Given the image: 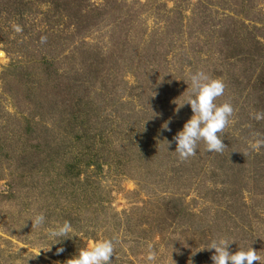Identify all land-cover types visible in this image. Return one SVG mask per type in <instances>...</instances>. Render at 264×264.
I'll return each mask as SVG.
<instances>
[{"label":"trees","instance_id":"trees-1","mask_svg":"<svg viewBox=\"0 0 264 264\" xmlns=\"http://www.w3.org/2000/svg\"><path fill=\"white\" fill-rule=\"evenodd\" d=\"M174 4L169 9L160 0H133L132 7L126 9V0H104L97 7L91 0H0V31L9 30L19 49L8 70L20 77H32L24 84L22 95L18 94L19 102L32 113L16 112L12 124L0 121V158L12 164L14 174L6 184L11 195H5L9 198L25 191L19 197L24 201L19 214L33 217L43 213L48 223L59 212L57 219L69 221L77 233L84 220L90 225L101 222L91 199V181L105 166L129 168L134 164L136 179L150 186L153 194L141 221L124 220L122 236L138 244L146 236L164 240L168 248L170 244L174 250L179 248L181 254L176 255L180 263L195 264L193 256L205 236L208 193H198L204 202L199 210L186 207L183 200L193 187L208 188L206 182L198 183L201 173L207 174L206 164H211L205 157L212 155L216 166L220 153L205 151L203 142H198L195 154L186 160H179L173 152L177 123L190 118L192 112L186 104L179 107L166 97L167 80L162 76L161 62L166 63L170 48L177 47L182 58L189 60L188 71L195 72L198 66L194 57L207 49L208 60H217L211 67L219 70L225 65L231 75L229 84L235 85L244 80L246 68L258 57L248 40H255L258 46L263 35L245 31L246 21L254 27L257 20L261 22L260 15L251 18L249 14L253 0H196L189 17L177 2ZM215 7L226 12L224 21L228 24L215 22ZM150 17L156 25L151 33L144 26ZM14 25L19 26V32ZM106 25L113 27L112 38L117 36L109 56L95 53L84 57L80 51L86 44L84 36ZM41 36L46 37L44 43ZM77 36L78 42H72ZM66 38L70 40L67 45ZM120 62L136 79L133 126L124 111L132 100L114 99L115 88L109 86ZM254 73L252 77L258 79ZM223 97L231 96L226 93ZM103 110L111 114V120L101 114ZM165 122L168 130L161 127ZM81 229L86 231L83 239H94V233L86 230L90 226ZM134 249L132 246V255L123 258L134 257Z\"/></svg>","mask_w":264,"mask_h":264},{"label":"rangeland","instance_id":"rangeland-1","mask_svg":"<svg viewBox=\"0 0 264 264\" xmlns=\"http://www.w3.org/2000/svg\"><path fill=\"white\" fill-rule=\"evenodd\" d=\"M126 1L128 5H125L124 8L132 7L133 0ZM145 1L140 0L141 3H145ZM103 2L104 0H91V4L96 7L101 6ZM160 2H164L169 9L174 8V3L177 2L179 7L184 9V15L189 17L192 5L196 0H160ZM225 13L221 7H215L213 9L215 22L228 24L224 21L228 18L225 17ZM249 14L251 18L252 16L258 18L260 15L261 22L257 20L254 27V23L246 21V33L253 32L258 36L263 35V38H258V42H260L258 46L255 40H248L249 47L254 45L253 51L255 54L257 53L258 57L256 61L253 60L249 64V67L246 68L245 65L244 80L241 79L235 85H230V71L225 65L222 69H213L214 66L211 67V65H215L217 60L215 58L208 60L207 49L202 52V56L194 57V65L198 66L197 71H203L212 78L220 79L224 84V92L216 99V103L228 102L233 108L230 122L223 129L222 143L226 147L216 159V162L220 163L215 166L213 156H206L205 158L210 160L211 164H206L207 174L201 173L198 179V183L206 182L204 185L208 188L193 187V191L188 194L189 197L183 200L186 207L199 210L204 202L199 200L201 198L198 193L201 194L200 196L208 193V197H205L207 199L204 198L207 201L204 206L209 209L203 228L205 236L201 238L198 251L193 256L195 264H212L210 256L214 250L202 249L211 238L217 236H223L232 241L228 246L230 252H235L237 249L246 250L250 246L254 251H257V255L261 257V264H264V147L258 151H253L248 147L253 133L264 135V119L256 121L250 117V113L257 111L264 113V28H261L264 24V0H253ZM144 26L149 28V33H151L153 31L151 29L156 25L150 17L144 22ZM253 28L258 31L256 30L255 33ZM112 32L113 27L106 25L84 36L86 44L80 49L84 57L95 53L102 57L106 55L108 57L110 52L108 50L112 49L113 41L117 38V36L112 38ZM207 35L210 36L209 32ZM68 42H70L69 39H67L66 45ZM72 42H78V36L72 39ZM17 44L14 37L9 35V30L0 31V121L9 120L11 124L15 122L16 112L25 115L32 113L18 100L20 99L18 94L22 95L23 93L24 84L26 85L32 77H20L12 69L8 70L12 60L15 59L14 54L19 51ZM211 50H214V47ZM131 51L133 52V49ZM169 52L170 57L167 58V62H161V67H164L161 73L165 77L164 80H167L166 97L172 98L181 105L188 95L186 83L189 60L182 58V53L177 51V47L170 48ZM103 53L106 55L103 56ZM79 59L77 57V61ZM108 63L106 62L107 66ZM237 64L240 65V63ZM66 68L68 66L64 67V69ZM99 70L101 68H98ZM234 70H237L236 67ZM254 71L258 79L252 77ZM24 72L25 70H22V73ZM122 76L123 79H121ZM250 77L252 79L249 80ZM183 78L184 85L182 84ZM91 82L92 87H95L96 80L93 71ZM109 86L115 88L114 99L120 96L124 98L123 101L126 97L132 100L131 104L124 108V111L128 112V116L131 117V125L134 124L136 120V79L129 74L128 69H124L121 62L119 68L115 69L114 78L110 77ZM118 89H122V91L118 93ZM226 93L227 96H231L230 99L223 97ZM94 97L97 98V96ZM188 108L190 107L188 106ZM101 114L107 120H111L110 113H105L103 110ZM182 116L184 118L185 113ZM188 119L178 122L176 129L181 130ZM114 127L112 126L113 131ZM115 133L118 135L120 132L115 131ZM52 137L56 138L57 134ZM113 139L115 141L117 136ZM212 168L213 173L210 174ZM96 176L94 175L93 179L96 178L91 181L94 185L91 188V191L94 192L91 199L95 210L99 212L98 218L101 222L90 225L87 223L88 221L84 220L80 230L77 233L74 232L72 238H66L51 246L50 250L45 251L50 242L45 239L43 229L53 226L54 222H61L56 217L59 212L52 215L48 223H45L41 228H31L29 220L31 217L26 213L19 214L20 207L24 202L19 197H22L25 191L19 190L21 193L17 192L15 196L9 198L6 196L11 195L7 193L6 184L8 181H12L14 174L12 164L0 158V264H68L67 260L71 259L72 253L82 248L81 243H84L83 245L86 247L97 238H111L116 242L114 257H110L113 260L112 264H185L180 263L179 257L176 255L179 248L172 249L174 248L172 244L168 248V244L164 240L159 241L157 238L154 240L151 236H146L142 237L143 240H140L141 242L138 244L133 243L131 238L122 236L124 220L130 217L135 223L136 220L141 221L144 217L143 211L149 205L146 203L152 199L153 194L150 186L136 179L134 164L129 168H121L117 164L116 166L113 164L109 168L105 166L102 172ZM177 196L179 197V194ZM85 226H90V229L86 230L94 233V239L85 240L82 238V233L86 231L81 228ZM149 245L155 254V259L151 262L146 260ZM132 246L136 247L133 253L135 256L129 261L123 257L132 255L130 253ZM57 247L63 248L59 254H56Z\"/></svg>","mask_w":264,"mask_h":264},{"label":"clouds","instance_id":"clouds-1","mask_svg":"<svg viewBox=\"0 0 264 264\" xmlns=\"http://www.w3.org/2000/svg\"><path fill=\"white\" fill-rule=\"evenodd\" d=\"M14 30L19 32V26L14 25ZM46 37L41 36L40 42L44 43ZM188 95L183 103L187 104L192 112L191 117L183 124L172 138L175 142V150L179 160H186L195 154L198 142H203L205 151L220 153L226 147L222 143L223 129L230 122L233 115L232 105L228 102L216 103V99L224 92V84L220 79L210 77L203 71L189 72L187 74ZM184 93V92H183ZM181 96V95H180ZM177 107V108H179ZM250 117L256 121L264 119V113H250ZM167 123L161 125L168 130ZM170 142L167 141V148ZM248 147L253 151H258L264 147V135L253 133V138L248 142ZM31 228H38L45 224L43 213L35 214L29 218ZM74 229L69 221L56 222L51 227L43 229L44 237L51 246L56 245L66 238L73 237ZM232 241L217 236L211 238L202 250H214L210 256L212 264H261V257L257 255L250 246L245 249H237L235 252L229 251V244ZM115 241L111 238H97L86 247L76 250L68 264H111L110 257H114ZM63 251L62 247L56 248V254ZM155 259V254L148 246L146 260L151 262Z\"/></svg>","mask_w":264,"mask_h":264}]
</instances>
